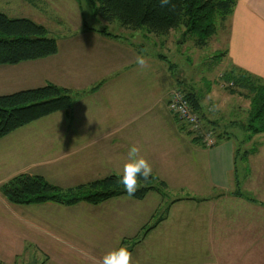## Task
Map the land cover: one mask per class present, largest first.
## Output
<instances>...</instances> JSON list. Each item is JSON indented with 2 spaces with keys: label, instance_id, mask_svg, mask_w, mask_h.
<instances>
[{
  "label": "rangeland",
  "instance_id": "374dc122",
  "mask_svg": "<svg viewBox=\"0 0 264 264\" xmlns=\"http://www.w3.org/2000/svg\"><path fill=\"white\" fill-rule=\"evenodd\" d=\"M95 8L87 0H0V12L44 25L48 29L47 35L57 40L60 55L65 58L70 57L73 46L76 50L84 48L86 43L80 41V34L85 27L107 29L112 38L138 51L139 55L165 54L170 63L164 61L163 64L165 68L172 65V80L174 85H179L175 88L189 90L192 87L207 107L215 106L221 125L217 131L234 134L225 138L234 144L235 150L238 149L231 189L220 193L204 183L208 173L206 156L200 159L199 154H207L209 150L193 142V149L188 146L193 158L190 170L184 172L186 179H171L165 172L169 179L166 194L151 191L142 203L131 198V201H122L124 203H118L121 199H116L102 205L86 202L72 206L53 202L12 204L8 211L0 203V228L8 227V230L0 229V246L14 241L18 233L27 238L23 244L27 249L25 255L11 262L0 258V264H62L70 261L99 264L106 252L120 244L113 234L105 232L106 226L100 225L104 220L97 214L121 210L118 204L123 210L135 212L139 221L144 218L142 223L145 225L140 230L136 227L138 219L131 223L122 245L128 249L135 246L132 258L139 264H264V133L248 139L244 124L250 101L240 94L230 93L227 87L231 85L221 78L229 70V62L223 54L227 46L226 24H219L217 33L208 43L199 46L194 35L185 36L184 28L174 29L169 35H156L145 28L126 27L118 20L109 23L96 13ZM96 49L104 51L98 44L92 48ZM39 124L34 123L31 130ZM34 133L28 128L25 130L27 136L4 139L0 151L13 148L16 150L11 154L29 152L35 146L31 139ZM245 152L249 154L246 156ZM66 162L68 160L61 163ZM172 174L176 175L175 172ZM235 191H241L257 202L236 197ZM222 195L227 197H217ZM189 197L197 198L173 202ZM16 210L18 215H15ZM32 222L43 226L48 233L34 229ZM151 226L155 228L147 232ZM35 240L44 242L45 248H39V244H34Z\"/></svg>",
  "mask_w": 264,
  "mask_h": 264
},
{
  "label": "crops",
  "instance_id": "0c3cea01",
  "mask_svg": "<svg viewBox=\"0 0 264 264\" xmlns=\"http://www.w3.org/2000/svg\"><path fill=\"white\" fill-rule=\"evenodd\" d=\"M225 27L227 46L223 54L229 62V69L239 67L264 80V0H237ZM80 41L86 43L84 48L76 50L73 46L69 58L62 57L59 49L57 54L49 57L0 65V95L54 83L70 89L76 96L70 110L42 117L0 138L1 143L16 135L27 136L25 130L28 128L35 132L31 135L35 146L29 152L24 150L21 154H11L16 150L13 148L0 151V187L23 172L41 175L63 188L85 184L113 173L120 174L132 144L140 147L141 155L152 165L153 174L165 181L167 186L169 179L166 173L171 179H184V172L190 170L193 158L188 146L193 149L195 141L187 126L178 121L168 107L169 93L179 85H174L172 80V65L165 68L163 64L164 61L170 63L167 56L163 53L143 54L147 67L140 70L135 63L138 51L123 46L112 35L85 27ZM91 43L90 47L86 46ZM96 44L104 51L92 50ZM201 106V113L208 118L206 120L213 121L208 125L219 128V114L215 106L207 107L203 101ZM34 123L40 124L31 130ZM233 135L229 133L230 137ZM226 140L222 139L221 142L225 141L223 144L212 148L205 147L209 150L207 154H199L200 159L206 156L208 173L204 183L220 190V193L231 189L235 171L234 144ZM64 160L68 162L61 163ZM131 198L121 195L98 205L110 204L116 199H121L118 203H124L122 201H131ZM145 198L133 199L142 203ZM0 203L7 211L14 204L6 199L1 189ZM118 205L121 210H106L97 215L104 220L100 225L106 226L105 232L113 234L114 240L122 246L126 240L125 231L138 217L135 212L123 210ZM92 214L95 215L94 212ZM15 215H18L17 210ZM143 220H137L138 230L145 225ZM32 224L34 229L48 233L43 226ZM0 229L8 230V227ZM16 237L14 241L0 246L3 261L11 262L27 253L23 246L27 238L20 233ZM34 244L45 248L40 240H35ZM134 247L129 248L132 254L136 252ZM136 261L133 264H139Z\"/></svg>",
  "mask_w": 264,
  "mask_h": 264
},
{
  "label": "trees",
  "instance_id": "16d2710c",
  "mask_svg": "<svg viewBox=\"0 0 264 264\" xmlns=\"http://www.w3.org/2000/svg\"><path fill=\"white\" fill-rule=\"evenodd\" d=\"M87 1L94 5L96 13L109 23L118 20L126 27L135 30L145 28L148 33L156 35H169L174 29L184 28L185 36L194 35L199 46L208 43L209 38L217 33L219 24H226L237 4V0H173L176 8L170 11L167 7L161 8L158 0ZM96 30L110 35L105 28ZM47 34L48 29L42 24L0 12V65L17 64L57 54L58 42ZM221 78L232 86L227 87L230 93L240 94L250 101L247 122L244 124L248 139L264 133V80L239 67L229 69ZM98 86L91 91L96 90ZM183 90L192 108L202 115L204 124L210 127L208 123L213 121L206 120L208 118L201 113V99L197 92L192 87ZM74 103L75 94L70 89L54 83L0 95V138L42 117L70 110ZM211 129L215 133L213 146H207L200 138L194 137V141L212 148L219 145L222 139L230 138L229 133L225 131L217 133L215 126H211ZM245 153L246 156L249 154ZM234 154L236 170L238 149ZM118 175L110 174L85 184L63 188L41 175L23 172L3 183L0 189L7 200L18 205L46 202L68 206L81 202L98 205L111 198L126 195L123 186L117 183ZM166 188V182L152 173L150 182L139 187L133 198L144 199L151 191L165 195ZM233 195L257 202L241 191H235ZM183 199L196 198H178L173 202ZM153 228L154 226L149 227L147 232Z\"/></svg>",
  "mask_w": 264,
  "mask_h": 264
},
{
  "label": "clouds",
  "instance_id": "9594fccd",
  "mask_svg": "<svg viewBox=\"0 0 264 264\" xmlns=\"http://www.w3.org/2000/svg\"><path fill=\"white\" fill-rule=\"evenodd\" d=\"M161 8L175 10L173 0H158ZM135 63L140 70L147 67V59L143 55L135 57ZM153 169L147 158L141 155V149L136 144L130 145L122 172L118 175L117 183L123 186L128 198L135 195L139 187L150 182ZM99 264H133L132 252L126 246H120L106 252Z\"/></svg>",
  "mask_w": 264,
  "mask_h": 264
},
{
  "label": "built area",
  "instance_id": "2783aa9c",
  "mask_svg": "<svg viewBox=\"0 0 264 264\" xmlns=\"http://www.w3.org/2000/svg\"><path fill=\"white\" fill-rule=\"evenodd\" d=\"M168 107L194 137L200 138L209 147L215 144V133L204 124L202 115L192 108L183 89L175 88L171 92Z\"/></svg>",
  "mask_w": 264,
  "mask_h": 264
}]
</instances>
